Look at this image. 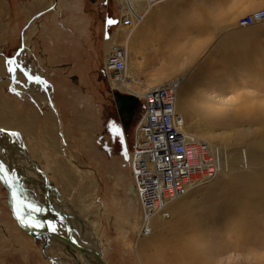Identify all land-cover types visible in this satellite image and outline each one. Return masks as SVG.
<instances>
[{
    "label": "rangeland",
    "instance_id": "1",
    "mask_svg": "<svg viewBox=\"0 0 264 264\" xmlns=\"http://www.w3.org/2000/svg\"><path fill=\"white\" fill-rule=\"evenodd\" d=\"M107 1L0 0V48L5 47L0 50V127L22 134L29 155L51 180L54 208L57 205L62 212L67 208L66 214H72L69 224L79 226L83 221L84 226L90 228L92 233L85 236L87 243L100 247L108 264H140L135 250L140 208L129 190L131 169L124 156L127 145L132 143L136 120L128 126L123 122L103 71L104 47L111 39L119 41L117 25L121 13L116 0L108 4ZM221 1L222 7L217 11L222 18L211 19L209 25L208 13L199 15L196 9L188 12L193 15L191 18L184 17L190 18L188 23L186 19L177 22L174 17L163 19L154 32L148 34L142 47L146 61L137 69L141 81H146L153 66L160 68L164 62L182 57L192 47L207 44L214 35L210 57L215 71H208L211 81L202 79L207 84L197 81L199 95L185 117L192 132L200 128L197 124L203 119L200 110L204 108V100L209 98L206 92L214 86L217 93L226 96L227 103H231L233 118L227 120L225 113H220L204 121L215 125L217 131L235 126V130L264 127V109H260L264 105V24L255 28L235 25V30H241L240 36L234 40L228 37L225 44L216 34L218 30H228L231 22L264 8V0ZM255 1H262V6L236 15ZM110 19L117 23H107ZM203 19L206 24L202 23ZM174 36L178 37L179 46L174 40L176 46L169 43ZM225 45H228L227 52ZM11 57L16 58L23 71H8L6 61ZM187 69L185 66L169 78L185 74ZM29 75L40 80H29ZM42 84L52 88L50 98L56 102V120L49 117L52 109L40 103L35 95L44 88ZM137 100L140 113L144 104L141 98ZM115 128H119L120 135L115 134ZM229 139L226 140L231 144L228 152L244 147L247 140ZM2 140L0 158L13 172L19 192L45 205L42 176L30 166L21 169L24 176L16 175L15 162L8 151L9 141ZM215 143L221 145L219 141ZM261 165L258 164L256 170ZM69 177L73 180L68 181ZM225 184L230 185L229 190L219 191L211 198L206 221L197 218V205H190L183 217L175 214L174 228L165 235L160 246L162 259L151 264L255 262L251 250L258 244L249 237L253 235L251 229L248 227V231L244 225L240 227L233 220L229 222L227 217L216 214L217 206L233 200L238 204L243 197L231 186L235 183L227 180ZM196 197L203 198L200 194ZM237 240L245 244L240 241L238 246ZM62 245L60 239L58 243L50 240L45 247L44 238L34 237L21 228L13 217L7 190L0 181V264H66ZM224 251L228 253L221 254ZM261 252L263 256L264 251Z\"/></svg>",
    "mask_w": 264,
    "mask_h": 264
},
{
    "label": "bare ground",
    "instance_id": "2",
    "mask_svg": "<svg viewBox=\"0 0 264 264\" xmlns=\"http://www.w3.org/2000/svg\"><path fill=\"white\" fill-rule=\"evenodd\" d=\"M110 1L111 0H108L107 4ZM116 1L121 6L123 7L126 6V0H116ZM130 2L131 4L135 6L137 11L143 15V17L138 23L133 22L132 25L127 27L124 25V22H122V18L119 16L121 18L120 22L117 25V29L119 28L118 30L119 31L118 33L119 41L116 42V41H112L111 39V41L107 43V47H104L103 62L105 60L104 56L105 54H107L106 52L108 51V49H110V47L115 46V45H123L126 48L127 54H128L127 67H126V72H125L126 78L120 84L119 87L123 91L132 93L133 96L135 97L136 96L141 97L143 94H145V91L146 93H153V86L164 84L173 79H181V84L179 85L178 90H177L178 91L177 110L183 115L186 121V118H185L186 114L188 111H190L189 109H191V107L193 108L194 100L199 95L198 94L199 89L197 86L198 84L200 85V83H197V81L199 80L201 81L202 79L210 80L211 75L208 73V71L211 69L215 71V68H211L213 59L212 57H210V48H211L210 46L211 44H213L211 42L213 40L212 37L214 35L211 37L210 40H208L207 44L204 45L201 43V44H198L192 47L191 49L186 51L182 57L166 61L163 63V65L160 68L153 66L149 72V75H148L149 77H147L148 79H146V81H143V82L139 78V73L137 72V69L139 70V68L142 67L144 65V62L146 61L145 57L142 55V47L146 42L148 34L154 32L155 27L159 26L161 22L163 21V19L165 18L168 19L169 17L170 18L174 17L175 18L174 20H176L177 22H182L183 19H186L184 17L189 16L191 18L193 16L189 14L190 13L189 11L192 9H196L199 12L198 13L199 15L201 14L204 15V13L207 12L209 15V18L206 17V19L210 20V21H207L208 25L212 23L211 19L222 18L221 17L222 15L218 14L219 12L217 11L220 9V7H222L221 5L222 1L221 0H165L161 4L157 5L155 8H150V9L147 8L143 0H130ZM262 4H263L262 1L252 2L251 4H248L244 9H242L240 12H238L236 15H238L239 13H243L244 11L258 9V7L262 6ZM197 5L199 6V8H197ZM165 7L168 8L167 11L165 10L166 9ZM176 16H179V17H176ZM190 18L186 19L185 22L188 23V21H191ZM205 21L206 20L203 19L202 23H205ZM261 24H264V22L252 25L254 27H251V26H248V27L255 28L257 26H263ZM235 25H239V21L235 23L231 22V24H228L227 25L228 30L222 29V30H218V32L216 33L217 36L220 35L223 38L221 39L224 41V44L228 43V37L230 39L231 38L233 39V38H237L240 36L241 30H235V28H237L235 27ZM117 29L115 31H117ZM174 37L169 40V43L172 44L173 42V45H175L174 44V41H175V43H177L176 45L179 46V41L176 40L178 37L176 36ZM225 48L227 52L228 45H225ZM190 64H192L191 65L192 67L189 66ZM185 66L188 67L186 72H184L185 74L182 73V74H179L178 76H175L172 79L169 78L173 75H176L179 72V70H181ZM21 78L23 77L21 76ZM167 78H169L170 80L165 82V79ZM204 83L206 82H203V84ZM117 86L118 85H116V87ZM36 87H33V88H36ZM39 87H41V85ZM43 87L44 88L41 87V91L39 92L36 91L35 95L39 99L40 103L43 102L44 105L52 109L48 112L49 117L52 118L53 120H56V116L54 115V112H55L54 109H56V106H55L56 102L50 98V94L52 93V88L49 87V85L43 86ZM119 93L124 94L122 92H119ZM206 93L209 95V98L207 100H204V105H203L204 108L200 110V113L202 114L203 119L198 120L197 124L200 127L199 130L198 131L194 130L192 132L188 128L187 121H186L185 132L190 136H195V137L202 139L203 141L207 142L214 150L218 151L219 153L218 158L220 162L218 176L212 179L211 181H209L208 183L195 187L185 196H182L176 200H173L172 202H169V204L167 205V209L165 210L167 215H165L164 213L156 214L152 218L149 224V229H150L149 232L144 231L143 227L140 226L139 224V228L137 232L138 237H137V242L135 244V250H136L137 257H138L140 264H151L152 261H155V260L157 261L158 259L160 260L162 259V254L160 252L161 250L160 246L165 238V235L174 228V224L176 220L174 221L173 219H174L175 214L178 215V217H183V214L189 209L190 205L192 206L197 205L198 207L197 218L202 221H206V219L210 215L208 209L210 208V205H211V202H210L211 198H213L214 195H217L219 191L228 189L230 185L225 184L227 180L235 183L234 185H231V186L234 187L238 191V193L243 197L239 199L238 204H236V201L233 200L230 202V204L228 202L225 205L217 206L216 214L219 213L220 217L222 216L227 217L229 222L233 220V223L240 224V227L241 225H244L248 231H249V228L251 229L253 235H250L247 232H246L247 233L246 235L249 234V237L254 238L256 240L254 243L258 244V246L257 248L253 246V249L255 250L254 251L251 250V252H253L255 262L247 263V264H264V255L262 256L261 254L262 253L261 251H264V127H262L261 129H257L258 128L257 127L255 129H251V128L244 129L243 128L240 130H235V127H236L235 126L230 130L217 131V129L213 127L215 125L212 126L207 121H204V119L209 118V116L211 115L213 116L217 114L219 115L220 113H225L224 115L227 116L226 119L231 120L233 118V115L231 112L233 110L232 105L231 103L230 104L227 103L228 98L226 96L221 95L220 93H217L215 86L212 87V89ZM182 99L185 100L184 104L181 103ZM262 107L263 108L260 107V109L263 110L264 105H262ZM255 114H257V108H256ZM0 129H3V128L0 127ZM227 129H228V126H227ZM8 131L9 132L15 131L19 133V136H11V135L8 136L3 133H0V135H2L0 136V138L2 139L7 138L9 141L8 142L9 155L12 156L14 162L17 164V166L14 164L16 175L24 176L21 169H25L28 166H30L37 173H39L36 170V168L29 162V160L22 153V148L26 146L24 137L22 136V134L16 130H8ZM237 135H241V136L237 138ZM58 136L59 135H57V139H55L56 142L60 141ZM229 138L235 139V140H239V139L245 140V138H247V140H246V144L244 147L241 146L238 149L232 148V150L228 152V145L230 143H228L229 141H226V140H228ZM2 139H0V141H3ZM216 141L221 142V145L216 144L215 143ZM12 143L18 144L21 147V148L17 147L18 152H17V149L15 148L16 146L11 148ZM25 148H26V151L28 152L27 146ZM0 160L2 161L4 167L8 170V173L11 175L12 181L16 184L15 185L16 189H18L17 187L18 184L16 183V179L14 180L13 172L11 173L10 171L11 169H9L7 164L1 158ZM34 163L38 166V168L43 170L36 160H34ZM258 164H262V165L258 170H256ZM45 174L50 180L48 174L46 172ZM40 176L42 175L40 174ZM42 180L44 181V199L46 201V197H45L46 181L43 176H42ZM71 180L73 179L69 177L68 181H71ZM40 189L42 190V188ZM50 189L51 190L54 189V187L52 186L51 180H50V183L48 185V190H47L48 196H49V203L51 205L52 210L56 211L59 215L48 212V220L49 222H52L51 223L52 225H55L56 231L65 237H69V236L72 237L79 244H82L86 247H90L100 252L103 257V252L100 247H93L92 245L87 243L88 240H87V237L85 236L88 235V233H92L90 228L85 227L84 226L85 223L83 221L81 222V220H80L81 224L79 226L77 225L73 226L72 224H69V219L71 218L70 215L72 214L70 215L66 214L68 212L67 208H65L63 212L60 210L61 208L58 209L59 207H57V205L54 208V203L50 195ZM129 190H130V186H129ZM196 194H200L201 197L203 198H200V200H198L199 197H196ZM20 195L23 196L25 194L20 193ZM217 198L219 197L217 196ZM34 201L36 202V200ZM57 204H60V203L57 201ZM135 204L137 205L136 201H135ZM65 221L68 222V224L70 225L69 227L66 226ZM237 233H240V232H237ZM259 233L262 234V236H257ZM239 235L241 236V234ZM93 236L94 238H97L95 234ZM243 236H245V233H243ZM40 238H44L45 247L49 245L50 240H54L57 243L59 240L56 237H50L48 241H46V238L44 236H41ZM61 241L63 244L62 249L64 250V257L66 259V261L64 262L66 264H101L93 255L84 254L81 250L75 248L71 244L69 245L64 240H61ZM240 241L241 240H237L238 246H240L241 244H245V242H242V241H241V244H238ZM227 253L228 251H224L221 254L226 255ZM229 258L230 257H228L227 259L229 260ZM228 260L226 262H228ZM229 262H231V260H229Z\"/></svg>",
    "mask_w": 264,
    "mask_h": 264
},
{
    "label": "built area",
    "instance_id": "3",
    "mask_svg": "<svg viewBox=\"0 0 264 264\" xmlns=\"http://www.w3.org/2000/svg\"><path fill=\"white\" fill-rule=\"evenodd\" d=\"M143 1L150 9L165 0ZM119 6V16L125 26L142 19L143 15L130 0H126L125 7ZM262 22L264 8L240 18L239 25L247 27ZM106 53L103 69L111 91L131 95L119 87L126 78V48L115 45ZM180 84L181 79H173L153 86V93L145 91L141 97L136 96L142 99L144 105L133 127L132 143L127 145V162L135 190L134 194L131 193L140 208L139 224L146 232L150 231L149 224L156 214L167 215L165 210L169 202L208 183L219 173L218 151L202 139L185 132L186 121L177 110Z\"/></svg>",
    "mask_w": 264,
    "mask_h": 264
},
{
    "label": "water",
    "instance_id": "4",
    "mask_svg": "<svg viewBox=\"0 0 264 264\" xmlns=\"http://www.w3.org/2000/svg\"><path fill=\"white\" fill-rule=\"evenodd\" d=\"M113 95H114V101H115V104H116L117 109L119 111V114H120L121 118L123 119V122L126 124V126H128V123L124 121V112H123L124 111L123 110L124 101H126V100L127 101H134V100H137V98L135 96H133V95L121 94L119 92H114ZM0 133H3L5 135L10 136V134H9L10 132L9 131L0 132ZM14 146H16L18 148H21L18 144L12 143L11 144V148L14 147ZM25 147L26 146H24V148H22V153L29 160V162L36 168V170L45 178V181H46V189H45L46 201H45V206L35 202L33 199H30L28 196H25V195H23V196L20 195V196H21L22 199L26 200L27 202H30V203L36 205L37 207L43 209V211H41V212L32 213V217L34 218L35 221H39L40 223H42L44 225V227H42V228H34V227H30L28 225L21 224L19 222V220L17 219L16 214H15L16 209H15L14 201H13V198H12V190H13V188L10 187L7 183H5L4 180L0 179V181L2 182V184L5 186V188L7 190V193H8V204H9V207H10V209L12 211L13 217L17 220L18 224L24 230H26L28 233H30L34 237L44 236L46 238V241H48L50 239V237H56L58 239L64 240L69 245L71 244L75 248L81 250L84 254L93 255L101 264H107V262L103 259L102 254L100 252H98V251H96V250H94V249H92L90 247H86V246H84L82 244H79L75 239H73L70 236L69 237H65V236L59 234L57 231H51L50 230L48 225H49V223H52V222H49V220H48V212H51L52 214L59 215L56 211L52 210L51 205L49 203V196H48V191L47 190H48V185L50 183V180L48 179V177L45 174V172L43 170H41L40 168H38V166L34 163V160L28 154V152L26 151ZM124 156H125V159L128 160V153L127 152L124 154ZM0 165H3L1 160H0ZM3 167H4V165H3ZM0 175H2V173H0ZM9 178L12 180L10 174H9ZM15 185L16 184L13 182V187L16 188ZM130 191L133 194L135 193V190H134V187H133L132 184L130 185ZM22 214L25 216L26 219L28 218V212L27 211L23 210ZM65 224L68 227L70 226L68 224V222H66V221H65Z\"/></svg>",
    "mask_w": 264,
    "mask_h": 264
},
{
    "label": "snow or ice",
    "instance_id": "5",
    "mask_svg": "<svg viewBox=\"0 0 264 264\" xmlns=\"http://www.w3.org/2000/svg\"><path fill=\"white\" fill-rule=\"evenodd\" d=\"M107 23L109 24H114L117 23L114 20H108ZM17 55H19V52H17ZM6 64L9 66L8 67V71L10 73H14L17 71V69H20L21 71H23V69L21 68V65L19 63H17L16 58L15 57H11L6 61ZM25 75H27V73H25ZM29 80H37L39 81L40 78L39 77H32V76H28ZM115 127V126H114ZM8 130L6 129H0V132H7ZM11 136H19L18 132L15 131H11L9 133ZM115 134L116 135H120V131L119 128H115ZM0 173H2V175H0V179L4 180L5 183H7L10 187L13 188L12 190V198L14 201V206L16 209V217L19 220V222L21 224L24 225H28L30 227H34V228H42L44 227V225L42 223H40L39 221H35L34 218L32 217V213H36V212H41L43 211V209L37 207L36 205L27 202L26 200L22 199L20 196V192L18 189H16L15 187H13V182L12 180L9 178V174H8V170L5 169L3 167V165H0ZM27 209L28 210V218L26 219L25 216L22 214L23 210ZM48 227L50 228L51 231H56V227L55 225H52L51 223H49Z\"/></svg>",
    "mask_w": 264,
    "mask_h": 264
},
{
    "label": "flooded vegetation",
    "instance_id": "6",
    "mask_svg": "<svg viewBox=\"0 0 264 264\" xmlns=\"http://www.w3.org/2000/svg\"><path fill=\"white\" fill-rule=\"evenodd\" d=\"M137 105H138V100H134V101H127L126 100V101H124V107H123V110H124L123 111L124 112V121L127 122L128 125H130V123H131V121L133 119L136 120L138 118V116H139Z\"/></svg>",
    "mask_w": 264,
    "mask_h": 264
},
{
    "label": "crops",
    "instance_id": "7",
    "mask_svg": "<svg viewBox=\"0 0 264 264\" xmlns=\"http://www.w3.org/2000/svg\"><path fill=\"white\" fill-rule=\"evenodd\" d=\"M166 9V11H167V7H165ZM164 9V8H163ZM6 47H9V44L7 43V45H6ZM3 48H5V47H3V45H1V48H0V50H3ZM15 165H17L16 163H15ZM129 183H131V182H129ZM17 187H19V185L17 186ZM20 189V188H19Z\"/></svg>",
    "mask_w": 264,
    "mask_h": 264
}]
</instances>
